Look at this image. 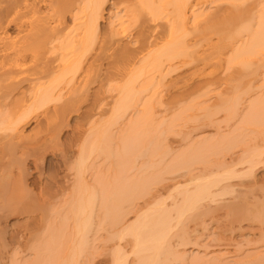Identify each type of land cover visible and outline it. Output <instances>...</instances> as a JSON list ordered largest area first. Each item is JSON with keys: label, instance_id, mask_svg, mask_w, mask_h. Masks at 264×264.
<instances>
[{"label": "bare ground", "instance_id": "bare-ground-1", "mask_svg": "<svg viewBox=\"0 0 264 264\" xmlns=\"http://www.w3.org/2000/svg\"><path fill=\"white\" fill-rule=\"evenodd\" d=\"M105 1H0V215L43 210L49 220L59 221L46 228L41 240L46 256L41 258L47 257L49 264H80L82 259L87 264L100 226L94 224L96 200L105 197L101 200L105 211L102 218L109 229L102 228L109 231L114 245L109 254L110 264H171L167 256L161 258L175 235L170 212L161 204L150 203V188L139 177L138 163L127 157L117 175L112 176L116 191L122 195L111 200V204L117 205L109 214V180L103 178L94 184L88 179L91 157L96 151L109 153L110 130L123 121L127 111L139 106L140 88L167 92L166 78L174 81L180 94L188 96L202 91L198 96L202 98L218 90L213 104L225 102L227 106L224 96L230 94L232 74L249 73L253 79L261 66L255 57L264 52V14L253 31L249 10L232 6L238 0H116L112 3L114 21L103 29L99 22ZM204 2L214 4L213 11L191 19L189 10ZM10 26L14 31L12 38L3 33ZM203 45L205 49L199 54L197 48ZM225 54L228 57L223 59ZM99 60L106 63H97ZM200 62L202 67L189 79L172 77L176 70ZM235 64L239 69H247L237 70ZM208 65L212 70H206ZM83 69V76L77 79ZM223 70L226 75L218 77ZM99 72L119 76L115 82L121 85L114 90L113 107L103 122L95 125L87 120L89 128L78 136L80 152L67 198L63 199L64 190L58 179L45 177L40 181L49 202L42 209L29 200L24 176L34 171L40 179L44 175L40 155L50 151L66 162L63 146L58 143L59 130L66 125L67 113L79 108L83 84ZM194 82L196 86L190 87ZM221 84L224 88L209 92V88ZM243 91L249 89L245 87ZM237 101L239 98L233 103L229 100L233 108ZM263 104L262 100L253 103L245 121L264 125ZM142 113L144 117L153 113L151 101L144 105ZM206 121L207 118L203 123ZM30 122L37 126L26 135L24 131ZM40 125L44 131L37 129ZM247 154L250 163L263 159L262 152L251 150ZM209 194L207 188H201L185 196V202L176 210L177 221L192 215ZM137 200L143 202L142 207L134 221L124 225V210ZM63 212L72 224L61 220ZM11 264L17 263L11 259Z\"/></svg>", "mask_w": 264, "mask_h": 264}, {"label": "rangeland", "instance_id": "rangeland-1", "mask_svg": "<svg viewBox=\"0 0 264 264\" xmlns=\"http://www.w3.org/2000/svg\"><path fill=\"white\" fill-rule=\"evenodd\" d=\"M114 1H105L99 22L103 29L114 21ZM232 6L236 10H249L254 31L264 14V0H238ZM214 7L211 2H204L190 9L188 15L191 19L199 13L206 15ZM189 22L191 26V20ZM68 25L73 27L70 21ZM3 33L14 37L11 26ZM204 47L195 48L202 54ZM227 57L225 54L223 59ZM255 59L261 62V66L253 79L249 73L232 74L230 94L224 96L227 106L225 102L213 104L218 90L202 98H198L202 91L188 96L180 94L169 78L164 85L167 92L140 88L139 106L127 111L123 121L110 130L109 153L96 151L91 157L88 179L94 184L103 178L109 180L111 192L106 201L109 214L117 205L111 204V200L122 195L116 191L112 176L117 175L127 157L138 163L139 177L150 188L149 199L153 200L150 203L161 204V208L170 212L175 235L161 258L167 256L171 264H264V125H251L245 121L250 106L257 100L264 101V52L257 53ZM103 61L97 63H106ZM202 65L200 62L182 67L172 77L189 79ZM236 69L245 71L247 68L236 66ZM206 70L210 71L212 67L208 65ZM83 74L84 69L77 74V79ZM225 75L223 70L218 77ZM118 77L115 73L99 72L83 84L85 88L82 100L79 98V108L67 113L66 125L59 130L58 143L63 146L60 147L67 156L66 162L61 155L50 151L40 155L44 160V175L40 179L34 171H28L24 176L28 198L35 205L42 209L49 206L46 193L40 188V181L43 182L45 177L58 179L64 190L63 199L69 195L68 188L74 181V167L81 145L77 138L82 130L89 128L87 120L89 124L97 125L107 119L116 98L114 90L121 85L115 82ZM193 84L190 87L196 86V82ZM245 87L249 92L243 91ZM221 88H224L223 84L209 88V92ZM237 98L239 101L233 108L229 100L233 103ZM149 101L153 103V113L144 117L142 111ZM205 118L207 121L203 123ZM36 126V122H30L24 133L31 134ZM37 129L44 131V126ZM50 146H54V142ZM251 150L262 152L263 159L250 163L247 152ZM28 166L32 170V166ZM201 188H207L209 196L198 204L192 215L177 221L176 210L185 202V196ZM103 199L106 198L97 197L95 204L94 224L100 226L88 252L91 255L87 264H110L109 254L114 245L109 231L104 230L109 227L102 218L105 213L101 205ZM142 205L143 202L137 200L126 207L124 225L134 221ZM65 212L61 220L72 224L71 220L64 218ZM58 221L49 220L41 209L28 214L12 211L0 215V264H11V259L17 264H40L41 261L49 264L47 257L41 258L46 256L41 240L46 228ZM80 264H86L85 259Z\"/></svg>", "mask_w": 264, "mask_h": 264}]
</instances>
